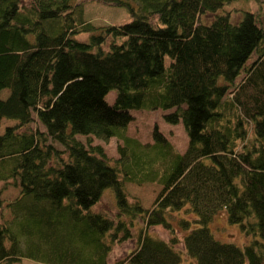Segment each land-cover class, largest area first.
I'll return each instance as SVG.
<instances>
[{"label":"trees","instance_id":"16d2710c","mask_svg":"<svg viewBox=\"0 0 264 264\" xmlns=\"http://www.w3.org/2000/svg\"><path fill=\"white\" fill-rule=\"evenodd\" d=\"M232 1L0 0V129L16 121L0 131V193L9 178L20 187L0 198V264H178L171 217L183 208L194 217L176 224L196 264H264V22L247 9L234 18ZM110 6L130 18L100 19ZM134 110L180 122L185 150L157 126L151 142L128 135ZM113 137L110 163L91 141ZM127 182L160 185L150 209L128 200ZM107 187L113 217L92 210ZM222 208L249 243L214 237L208 223ZM126 217L170 238L140 228L137 246L109 263L130 237Z\"/></svg>","mask_w":264,"mask_h":264},{"label":"rangeland","instance_id":"374dc122","mask_svg":"<svg viewBox=\"0 0 264 264\" xmlns=\"http://www.w3.org/2000/svg\"><path fill=\"white\" fill-rule=\"evenodd\" d=\"M94 2V0H90ZM262 3H258L257 1H247V0H235L228 4L230 9L232 10L231 16L235 18V16L241 15L242 10H254L258 13L262 21L264 22V0H261ZM91 7L98 9L100 6L97 3H91ZM93 10V9H91ZM115 10V11H114ZM95 11V10H94ZM110 16V20L115 22L125 21L127 18H130L128 12L124 8L117 7H108V10L102 9L98 11V17L102 19L100 16ZM117 15L118 18H114ZM238 16V17H239ZM105 19V18H104ZM204 20L209 19V16H204ZM107 20V19H106ZM88 34L82 33L77 36L80 40H86ZM106 45V44H105ZM254 55L247 61L250 63L254 59ZM115 92L110 91L106 94V99L109 102H112L114 99ZM133 114V120H131L127 125V134L139 139L142 142H151V131L153 127L157 126L159 131L164 133L166 138L172 144V146L179 152H183L187 145V136L183 129L182 124L179 122L177 124H169L165 122L162 118V111H145V110H134L131 112ZM16 121L2 119L1 121V129L7 125H13ZM32 128L43 129L42 125L38 122H33L30 124ZM79 139L85 142V138L82 136H77ZM120 140L115 137L110 138L108 141L104 142L98 140L96 138H92V144H100L105 152L107 158L110 163H113L114 159L118 157V144H120ZM55 144V143H54ZM58 148H61L59 144H55ZM205 163L209 162V158L205 157L203 159ZM9 178L7 182H5V186L0 193V198L6 202L14 199L20 187L18 186V179ZM15 182V183H14ZM3 184V181H0V187ZM124 188L126 191V195L128 196V200L130 201H138L139 204L143 208H151L153 204V200L160 189V185L151 182H145L142 184H135L131 182H127L124 184ZM92 210H100L105 211V214H109L111 217L117 214V204L115 201L113 190L109 187L105 188L102 192V195L97 203L92 206ZM129 217V216H128ZM179 217H184L187 219H192L194 217L193 213L189 210L183 208L179 212H176L172 217L171 221L175 228V234L179 238L178 241L174 244V248L181 250V261L178 264H187L192 261V264H196V262L190 259L186 254L183 247L182 242V234L183 230L181 228H177V220ZM130 218V217H129ZM129 218L126 217L128 223L132 224L130 226V237L124 239L122 241H118L113 243L111 251L108 254L107 261L109 263H113L118 259H122L126 256V254L134 249L137 246V236L140 232V228H142V232L146 231L148 234L155 236L160 239L169 240L171 233L166 230L161 225H155L148 227L147 229L144 226V223L141 221L139 217L134 218L132 222H129ZM193 224V223H192ZM195 225V224H194ZM208 227L212 231V234L215 238L220 241L231 242L238 246H243L251 240V234L246 233L238 223L230 222L227 218V214L225 209H220L217 213H215L212 219L208 223ZM142 234V233H141ZM22 264H47L39 261H35L30 258H23Z\"/></svg>","mask_w":264,"mask_h":264}]
</instances>
